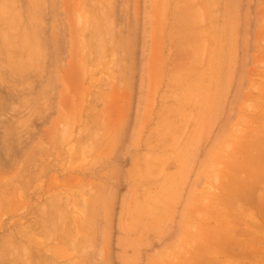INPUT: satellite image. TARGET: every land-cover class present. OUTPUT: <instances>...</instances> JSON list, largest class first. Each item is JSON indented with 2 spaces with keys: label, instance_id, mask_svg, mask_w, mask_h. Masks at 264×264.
I'll list each match as a JSON object with an SVG mask.
<instances>
[{
  "label": "rangeland",
  "instance_id": "374dc122",
  "mask_svg": "<svg viewBox=\"0 0 264 264\" xmlns=\"http://www.w3.org/2000/svg\"><path fill=\"white\" fill-rule=\"evenodd\" d=\"M252 263L264 0H0V264Z\"/></svg>",
  "mask_w": 264,
  "mask_h": 264
},
{
  "label": "bare ground",
  "instance_id": "6f19581e",
  "mask_svg": "<svg viewBox=\"0 0 264 264\" xmlns=\"http://www.w3.org/2000/svg\"><path fill=\"white\" fill-rule=\"evenodd\" d=\"M256 239H258L257 237H255ZM253 239V238H252ZM251 239V241L253 242V240ZM255 240V239H254ZM258 241V240H257ZM256 240H255V242H257ZM247 242H249L248 244H247V246L249 245V244H251L252 242H250L249 240L247 241ZM259 242H260V240H259ZM246 246V245H245ZM246 246V247H247ZM254 246V245H253ZM241 247V246H240ZM250 247V246H249ZM248 247V248H249ZM252 247V246H251ZM244 249H246V248H244ZM253 250H255V249H253ZM245 251V250H244ZM251 251V250H250ZM249 251V252H250ZM246 252V251H245ZM240 253H242V252H240ZM237 254H239V253H237ZM245 254H247V253H245ZM233 255V254H232ZM236 255V254H235ZM240 255V254H239ZM239 255H236V256H239ZM243 255H244V253H243ZM241 258V257H240ZM252 264H254V263H252Z\"/></svg>",
  "mask_w": 264,
  "mask_h": 264
}]
</instances>
